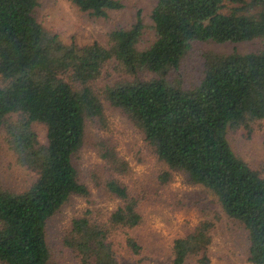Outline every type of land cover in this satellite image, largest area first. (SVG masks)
<instances>
[{
	"label": "trees",
	"instance_id": "obj_1",
	"mask_svg": "<svg viewBox=\"0 0 264 264\" xmlns=\"http://www.w3.org/2000/svg\"><path fill=\"white\" fill-rule=\"evenodd\" d=\"M70 1L92 18H107L123 6L118 0ZM39 5L0 0V140L8 134L19 162L38 174L22 193L0 185V263L52 264L47 223L72 198L91 194L74 159L85 144L87 121L104 116L106 101L137 126L167 167L160 182L182 171L212 192L222 211L247 230L250 262L264 264V176L228 139L230 129L264 122V49L208 52L195 84L188 87L180 76L194 43L264 40V0H157L155 41L144 51L137 48L145 29L141 14L130 29L112 32L107 48H77L47 33L36 18ZM113 63L126 77L103 87L99 82ZM13 115L20 120L10 123ZM35 123L46 127L45 145L32 131ZM101 146L104 166L127 175V163ZM115 174L106 188L118 207L102 223L74 219L64 237L78 264H118L111 234L117 228L125 230L122 244L132 254L141 251L129 231L143 221L139 201ZM212 228L204 222L175 239L172 264H210Z\"/></svg>",
	"mask_w": 264,
	"mask_h": 264
},
{
	"label": "rangeland",
	"instance_id": "obj_2",
	"mask_svg": "<svg viewBox=\"0 0 264 264\" xmlns=\"http://www.w3.org/2000/svg\"><path fill=\"white\" fill-rule=\"evenodd\" d=\"M120 10L110 11L107 18H92L70 0H39L36 11L38 22L50 35H55L65 45L84 48L98 43L108 47L110 35L115 30L130 29L141 14L145 29L137 48L147 50L155 41L151 14L157 0H118ZM264 49V40L244 43H194L185 58L180 76L189 87L204 70V54L208 52L231 54L250 53ZM126 75L116 65L105 69L100 85H112L115 79ZM145 77V75H144ZM147 79L151 75H147ZM101 87V88H103ZM103 90V89H102ZM105 114L88 120L83 148L74 161L80 178L91 191L89 197H75L62 210L49 219L47 238L52 250V264H78L76 256L63 242L74 219L88 216L91 221L104 222L118 207L120 201L108 194L106 183L114 173L129 187L130 194L139 201L143 217L141 224L129 230L141 246L138 255L123 242L124 229L117 228L114 236L118 251V264H172V243L192 232L204 222L213 224L212 243L209 248L210 264H252L249 254V236L239 222L229 218L209 190L193 184L182 171L171 172L169 181L162 184L158 176L167 167L151 153L148 143L137 126L119 109L106 101ZM13 115L10 123L20 120ZM38 143L45 145L47 130L44 125L33 124ZM228 139L237 155L252 169L264 176V122L252 121L248 127L230 129ZM102 144L114 149L127 163V175L106 168L102 158ZM38 179V174L23 166L11 148L10 138L3 132L0 140V185L15 193L28 190ZM1 264V263H0ZM189 264H198L190 260Z\"/></svg>",
	"mask_w": 264,
	"mask_h": 264
}]
</instances>
